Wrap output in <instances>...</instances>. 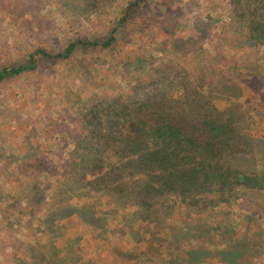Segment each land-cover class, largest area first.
I'll return each mask as SVG.
<instances>
[{
    "label": "rangeland",
    "instance_id": "obj_1",
    "mask_svg": "<svg viewBox=\"0 0 264 264\" xmlns=\"http://www.w3.org/2000/svg\"><path fill=\"white\" fill-rule=\"evenodd\" d=\"M132 1L0 0V70L37 49L107 39ZM240 1L264 8V0H146L110 48L79 46L66 61L42 58L36 71L0 82V264H264V193L242 191L246 197L202 209L160 200L142 212L129 171L122 195L115 173L90 169L116 146L103 125L97 135L86 128L99 104L133 88L139 101L205 83L208 65L243 69L250 88L241 101L264 112V45H236ZM250 129L264 136V124ZM254 152L264 156V141L233 165L263 168ZM98 179L109 183L98 189Z\"/></svg>",
    "mask_w": 264,
    "mask_h": 264
},
{
    "label": "trees",
    "instance_id": "obj_2",
    "mask_svg": "<svg viewBox=\"0 0 264 264\" xmlns=\"http://www.w3.org/2000/svg\"><path fill=\"white\" fill-rule=\"evenodd\" d=\"M145 1L130 2L107 39L86 42L79 38L58 53L37 49L26 61L4 66L0 82L36 71L42 58L66 61L79 46L110 48L117 39L118 27ZM244 6L238 2L233 12L234 20L243 28L236 45L241 48L264 45V8L258 4ZM225 59L223 55L219 62ZM203 60L207 64L215 62L207 61L205 56ZM228 66L219 72L218 66H205L206 79L210 80L178 83L168 95H147L138 101L140 91L133 88L114 104L107 101L103 107L100 104L94 107L87 115L88 133L92 135L94 131L93 135H97L95 129L103 125L108 131L104 138L116 149L114 155L100 153V160L91 166L85 162L87 169L90 166L97 174L104 171V177L115 173L116 186L112 187L122 195L126 192L122 172L129 171L137 180L129 194H133V206L142 212H150L160 200L202 209L229 204L234 196L246 197L240 194L242 191L264 193V162L263 168L257 170L233 165L249 149L261 148L264 136L257 137L250 128L259 122L264 124L263 105L241 101L244 85L250 88L248 80L239 66ZM194 87L198 88L195 93ZM188 110H192L191 116ZM260 157L264 156L252 153L253 160ZM100 181L96 184L98 189L109 183ZM111 188L105 192H111Z\"/></svg>",
    "mask_w": 264,
    "mask_h": 264
}]
</instances>
